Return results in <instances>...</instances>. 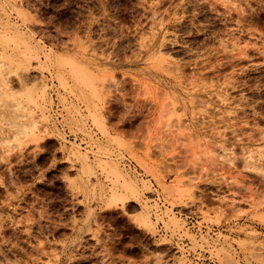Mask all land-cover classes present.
I'll return each instance as SVG.
<instances>
[{"label": "rangeland", "instance_id": "rangeland-1", "mask_svg": "<svg viewBox=\"0 0 264 264\" xmlns=\"http://www.w3.org/2000/svg\"><path fill=\"white\" fill-rule=\"evenodd\" d=\"M189 218L264 264V0H0V264H210Z\"/></svg>", "mask_w": 264, "mask_h": 264}, {"label": "built area", "instance_id": "built-area-1", "mask_svg": "<svg viewBox=\"0 0 264 264\" xmlns=\"http://www.w3.org/2000/svg\"><path fill=\"white\" fill-rule=\"evenodd\" d=\"M47 85H48V99L46 103V107L48 110V113L50 115V121L59 129V132L63 135V137L66 139L67 142H73L75 144L81 145L82 148H85L88 151V154L93 155V152L95 150V147L91 145L88 137L86 135H78L70 132L68 129V126L65 123L64 117L65 113L62 109L61 105L58 102L57 93L55 92L57 89L56 81L54 78L51 77V75L47 74ZM92 132L94 133V136H97V131L91 127ZM99 136H97L98 138ZM117 158L120 160V163L122 166H124L125 169L129 171H136L135 164L128 159L124 154L119 155V153H115ZM190 217V216H188ZM187 227L194 231L195 235L197 237L204 236L207 239V242H200L199 244L202 245V247H198L195 249V252L191 251H185L187 257L193 261V263H202L207 262L210 264H219V262L216 259V256L214 255L213 250V244L210 241L212 239L216 240V232H212L211 230H207L206 226L203 224H199L198 221L193 220L192 218H189L187 220ZM215 231V230H213ZM206 234L208 236H206ZM210 237V238H209ZM219 240V239H217ZM177 249V247H176ZM179 252V250H176Z\"/></svg>", "mask_w": 264, "mask_h": 264}, {"label": "bare ground", "instance_id": "bare-ground-1", "mask_svg": "<svg viewBox=\"0 0 264 264\" xmlns=\"http://www.w3.org/2000/svg\"><path fill=\"white\" fill-rule=\"evenodd\" d=\"M14 109V108H13ZM16 110V109H15ZM14 110V114L16 113L17 114V112ZM15 114V118H18V117H25L26 116V114L25 115H20V116H18V115H16ZM28 121V120H27ZM26 121V122H27ZM25 123V122H24ZM21 123V129H23L21 132L24 134V135H26V136H33L34 135V129H35V122H29L30 124H28V127H27V123ZM15 124V123H14ZM20 130V129H19ZM16 131V130H15Z\"/></svg>", "mask_w": 264, "mask_h": 264}]
</instances>
